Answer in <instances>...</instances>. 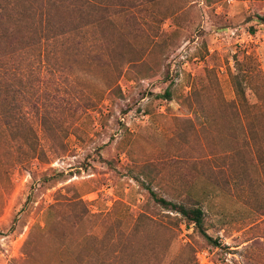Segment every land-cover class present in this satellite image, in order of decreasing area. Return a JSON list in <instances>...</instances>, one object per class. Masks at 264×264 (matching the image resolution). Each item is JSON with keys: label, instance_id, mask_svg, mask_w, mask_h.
I'll return each mask as SVG.
<instances>
[{"label": "rangeland", "instance_id": "obj_1", "mask_svg": "<svg viewBox=\"0 0 264 264\" xmlns=\"http://www.w3.org/2000/svg\"><path fill=\"white\" fill-rule=\"evenodd\" d=\"M57 12L61 58L18 63L43 88L29 77L17 121L0 123V264H264V0H64ZM151 191L200 200L221 246Z\"/></svg>", "mask_w": 264, "mask_h": 264}, {"label": "trees", "instance_id": "obj_2", "mask_svg": "<svg viewBox=\"0 0 264 264\" xmlns=\"http://www.w3.org/2000/svg\"><path fill=\"white\" fill-rule=\"evenodd\" d=\"M64 0H5L0 3V123L5 129H11L17 121L15 118V99L18 94L25 98L31 89L28 85L34 79L40 83L43 88V76H32L31 71H21L22 61L34 63L40 61L46 62L49 58L61 57L53 48L58 47L61 39L66 36L63 25L60 22V4ZM88 4V3H87ZM19 9L20 11H15ZM86 8L92 10V6ZM54 10V11H53ZM103 12H107L105 8ZM264 22V18H259ZM22 74L20 88L15 86L16 79ZM232 83L235 89L236 98L240 105L247 106L248 100L245 91L244 77L241 72L231 73ZM38 91V87L37 90ZM165 99L171 100L170 91L164 93ZM250 112H244L245 124L251 130L253 141L256 138V132L253 128ZM23 119V116H22ZM26 119V116H25ZM36 151L33 156H35ZM32 155L27 156L25 161L32 160ZM154 202L167 212L179 216L186 226H192L195 233L202 237L209 245L219 248V241L210 236L206 226V213L201 206V201L192 196H188L182 202H173L158 196L155 192H150Z\"/></svg>", "mask_w": 264, "mask_h": 264}]
</instances>
